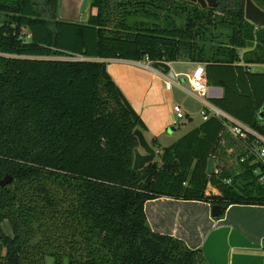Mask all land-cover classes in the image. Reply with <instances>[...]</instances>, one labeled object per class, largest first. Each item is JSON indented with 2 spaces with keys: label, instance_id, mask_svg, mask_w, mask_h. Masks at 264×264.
I'll return each mask as SVG.
<instances>
[{
  "label": "trees",
  "instance_id": "obj_1",
  "mask_svg": "<svg viewBox=\"0 0 264 264\" xmlns=\"http://www.w3.org/2000/svg\"><path fill=\"white\" fill-rule=\"evenodd\" d=\"M185 2L195 6L92 0L78 22L59 17L60 0H0V179L12 178L0 186V264H209L202 249L154 231L146 202L264 205V72L248 68L264 59L241 52L263 46L264 27L245 18L246 0ZM145 3L168 20H130L126 7ZM217 17L219 43L208 44L199 23L216 27ZM145 56L163 73L183 56L203 64L208 87L224 89L212 102L252 131L235 135L212 115L168 146L153 139L159 159L135 169L134 131L147 126L103 59Z\"/></svg>",
  "mask_w": 264,
  "mask_h": 264
},
{
  "label": "crops",
  "instance_id": "obj_2",
  "mask_svg": "<svg viewBox=\"0 0 264 264\" xmlns=\"http://www.w3.org/2000/svg\"><path fill=\"white\" fill-rule=\"evenodd\" d=\"M83 1L69 0L78 5L79 12L66 9L65 20H88L92 0ZM103 60L116 84L145 122L144 135L149 143L156 139L162 146H168L176 141L173 134L166 132L169 127L180 124L174 105L184 107L189 117L190 103L198 101L202 104L187 78L198 63L191 62L186 56L174 61L173 67L181 75L168 89L165 74L154 66L145 68L142 60L118 57ZM248 68L264 72V62H251ZM208 90L210 99L224 95V89L219 86H209ZM258 117L264 120V108ZM154 148L159 159L160 150ZM140 151L143 152L141 148ZM211 209L209 202L167 196L150 199L145 204L148 222L154 231L182 239L190 248L202 249L209 264H264V205L232 204L217 217L212 216Z\"/></svg>",
  "mask_w": 264,
  "mask_h": 264
},
{
  "label": "rangeland",
  "instance_id": "obj_3",
  "mask_svg": "<svg viewBox=\"0 0 264 264\" xmlns=\"http://www.w3.org/2000/svg\"><path fill=\"white\" fill-rule=\"evenodd\" d=\"M83 1V0H82ZM84 2V1H83ZM174 2H176L177 5H180L179 7L186 5V10L189 9L193 6H195L194 4H190V3H186L185 0H174ZM63 3V0H62ZM81 3V0H80ZM148 3V2H147ZM64 7H63V12L65 10L64 13H66V9H72L78 11V5H76L75 3H69V0H64ZM197 4V3H195ZM144 5V6H143ZM140 5V7L137 9V7H133L132 5H129L128 7H126V9L128 10V14L127 16L130 18V20H134L135 18H139V19H143V18H148L150 20H152L153 18H157L158 21H160L161 24H164L166 20H168L167 18V11L166 10H155L149 6V4H143ZM86 6V5H85ZM145 6L149 8H151L152 11H147L145 9ZM199 6V4H198ZM76 7V8H75ZM88 11V8H87ZM121 10H118V12L115 14L116 17H119L122 14H125L126 12H120ZM62 13V17L65 16V14ZM171 14H169L171 18L175 19V21L177 22L178 25H184L185 24V19L186 14L183 13L181 14V12H177L176 14H174L173 12L170 11ZM217 22L216 24L218 26L213 27V25H209L206 24L205 21L200 22L199 24L202 26H199L200 29L202 28V30H206V39L208 40V44H209V40L214 39V44H218L219 42L216 39V36L220 34L221 28L219 27L220 24V18L217 17ZM202 23V24H201ZM231 29L227 28L225 29V32H230ZM196 39L198 40V42L201 43V40H199V37L196 36ZM197 42V43H198ZM241 52L245 54V56L248 57H256V56H260L262 59H264V44L263 46H258V44L255 42L252 45H248V47L244 48L243 50H241ZM68 58V57H67ZM75 58V57H74ZM69 59H73L70 58ZM202 103V102H201ZM182 107V106H181ZM202 107L203 105L200 104V102L198 101H192L190 103V108L187 109L189 110L188 113L191 114L189 117L186 115V109L184 107H182V110L184 111L185 117L183 119L180 120V124L174 125L173 127H169L168 130H166L167 133L169 134H173V139L177 140L179 137H181L186 131H188L190 128H192V126L198 125L203 121V115H202ZM190 117L192 118V120L190 119ZM175 128V129H174ZM175 132V133H174ZM170 140V136H168V138ZM157 159V156L156 158ZM209 191L212 193H216L218 194V190L212 186H209ZM6 229L9 231V225L7 224ZM47 264H54V258L52 257H47Z\"/></svg>",
  "mask_w": 264,
  "mask_h": 264
},
{
  "label": "built area",
  "instance_id": "obj_4",
  "mask_svg": "<svg viewBox=\"0 0 264 264\" xmlns=\"http://www.w3.org/2000/svg\"><path fill=\"white\" fill-rule=\"evenodd\" d=\"M80 59H84L83 57H79ZM143 61V66L145 68H152L153 60L150 59L149 56H145ZM169 66V71L164 73L167 77L166 87L170 89L173 83L178 80L181 73L177 72L173 67V61L166 63ZM188 83L192 89V91L200 98L203 107H202V115L203 119L207 120L210 116H215L219 118L224 125H226L235 135H241L245 130L252 131L247 125L241 122L239 119L218 107L209 97L208 85L205 80V69L204 65L198 63L188 75ZM174 111L178 119H182L185 117L184 111L182 110L181 105L175 104ZM260 138L264 141V138L260 136ZM259 157L261 161L264 162V146L258 150Z\"/></svg>",
  "mask_w": 264,
  "mask_h": 264
},
{
  "label": "water",
  "instance_id": "obj_5",
  "mask_svg": "<svg viewBox=\"0 0 264 264\" xmlns=\"http://www.w3.org/2000/svg\"><path fill=\"white\" fill-rule=\"evenodd\" d=\"M192 2L199 3L203 8L206 7H217L219 5V0H189ZM62 6V9H61ZM64 4L60 0L59 4V17L66 19V14L62 17ZM245 18L258 27H264V9L260 8L253 0H246L245 4ZM79 22V21H78ZM264 108V107H263ZM262 108V109H263ZM262 114V111L261 113ZM135 135L139 139V147L135 149V158L133 167L135 169H142L145 165L155 160L157 156V150L149 143L146 139L144 132L141 129H136L134 131ZM140 148L143 152L140 151ZM215 172V162L213 158L209 159L207 173L212 175ZM11 176L7 175L6 177L0 179V186H5L11 181ZM212 216H220L223 214V208L219 204H213L211 209Z\"/></svg>",
  "mask_w": 264,
  "mask_h": 264
}]
</instances>
